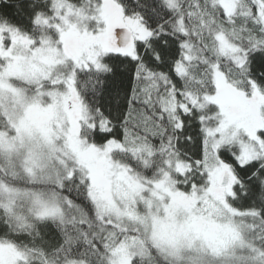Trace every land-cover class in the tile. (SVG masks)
<instances>
[{"label": "snow or ice", "instance_id": "obj_1", "mask_svg": "<svg viewBox=\"0 0 264 264\" xmlns=\"http://www.w3.org/2000/svg\"><path fill=\"white\" fill-rule=\"evenodd\" d=\"M0 264H264V0H0Z\"/></svg>", "mask_w": 264, "mask_h": 264}]
</instances>
